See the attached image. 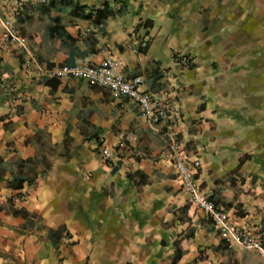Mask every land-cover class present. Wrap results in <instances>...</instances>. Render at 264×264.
<instances>
[{
	"label": "crops",
	"instance_id": "obj_1",
	"mask_svg": "<svg viewBox=\"0 0 264 264\" xmlns=\"http://www.w3.org/2000/svg\"><path fill=\"white\" fill-rule=\"evenodd\" d=\"M20 1L0 0V12ZM103 4L113 16L82 17ZM14 21L27 45L5 48L0 27V264H49L53 251L63 264H171L176 247L177 264H263L190 204L168 146L177 136L200 161L202 190L264 248V0H24ZM106 57L141 76V89L169 97L173 119L149 124L127 96L30 62ZM9 79L13 95L1 90ZM37 155L51 170L10 189L17 159ZM11 197L35 215L24 232ZM62 227L55 244L48 232Z\"/></svg>",
	"mask_w": 264,
	"mask_h": 264
},
{
	"label": "built area",
	"instance_id": "obj_2",
	"mask_svg": "<svg viewBox=\"0 0 264 264\" xmlns=\"http://www.w3.org/2000/svg\"><path fill=\"white\" fill-rule=\"evenodd\" d=\"M27 1L37 4H50L61 0ZM23 2L24 0L11 4L7 15H3L0 12L3 45L7 49H23L27 45L26 36L20 32L14 21V18L20 14ZM141 45L146 48L148 41L142 40ZM177 61L181 62L185 68L192 66V60L189 55L179 56ZM30 62L35 64L39 71L58 80L82 78L108 88L115 95L127 96L137 103L141 109V114L149 124L156 125L164 120L173 119L172 114L176 111V105L169 97L158 96L153 92L141 89L142 77H127L121 69L120 62L113 57H106L98 64L76 63L72 65H54L52 67H43L33 60ZM15 89V84L11 79L1 84V90L6 95H13ZM168 150L181 185L189 195L190 204L204 211L212 219L215 228L230 246L238 244L247 248L259 249L264 253L260 240L256 239L249 231L238 228L232 222L230 213L202 190L201 183L197 177L200 161L192 159L187 154L177 136H171ZM101 156L104 160H111L112 151L107 147H103Z\"/></svg>",
	"mask_w": 264,
	"mask_h": 264
},
{
	"label": "trees",
	"instance_id": "obj_3",
	"mask_svg": "<svg viewBox=\"0 0 264 264\" xmlns=\"http://www.w3.org/2000/svg\"><path fill=\"white\" fill-rule=\"evenodd\" d=\"M65 0H61L63 2ZM60 2H52L50 4H56ZM76 15H79L78 6L75 8ZM114 11L108 6V4H103L98 8L91 9L88 13L82 14L84 18L95 17L97 22H101L110 16H113ZM17 171L12 178L8 180V187L12 190L21 189L26 183L35 184L37 178L40 174L46 173L52 168V162L45 155H37L34 158H18L16 161ZM3 159L0 158V180L4 176ZM20 195V194H19ZM2 206H0V212L2 211ZM9 211L14 216H21L26 220V225H34L33 219L34 214L30 213L24 208L16 206V200L11 197L9 198ZM65 228H59L58 230L50 229L48 236L54 241L55 244L63 237V231ZM182 247H176V254L171 264H177L178 260L182 254Z\"/></svg>",
	"mask_w": 264,
	"mask_h": 264
},
{
	"label": "rangeland",
	"instance_id": "obj_4",
	"mask_svg": "<svg viewBox=\"0 0 264 264\" xmlns=\"http://www.w3.org/2000/svg\"><path fill=\"white\" fill-rule=\"evenodd\" d=\"M20 201V200H19ZM28 228V226L26 225L24 228L22 227V232L26 231ZM251 252V255H255L256 258L259 257V259H261V261L263 262L264 264V260L262 259V256H263V252L259 249H255V248H250ZM48 260H50L51 263L49 264H63L61 263V261L58 259L57 255H55V252L53 251L52 254L48 255ZM57 260H56V259ZM27 264H31V263H27Z\"/></svg>",
	"mask_w": 264,
	"mask_h": 264
}]
</instances>
